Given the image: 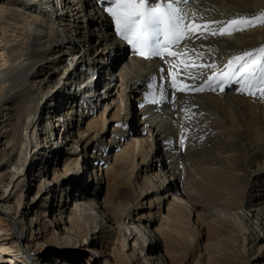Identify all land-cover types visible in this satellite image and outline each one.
<instances>
[{"label":"bare ground","instance_id":"6f19581e","mask_svg":"<svg viewBox=\"0 0 264 264\" xmlns=\"http://www.w3.org/2000/svg\"><path fill=\"white\" fill-rule=\"evenodd\" d=\"M169 4L185 24L264 15V0H147ZM261 46L256 24L142 57L97 0H0V264H264L262 85L180 93L166 74L198 85L181 60L210 76Z\"/></svg>","mask_w":264,"mask_h":264},{"label":"snow or ice","instance_id":"6c2138e0","mask_svg":"<svg viewBox=\"0 0 264 264\" xmlns=\"http://www.w3.org/2000/svg\"><path fill=\"white\" fill-rule=\"evenodd\" d=\"M102 6V11L106 12L111 18L115 26V32L123 40L127 41L138 54L142 57H161L165 54L171 57L178 55H187V51L179 53L171 50L172 45H179L181 41L187 39L192 42L195 39H207L208 36H231L233 33L240 32L246 28L255 26L256 24L264 25V15L255 17V19H229L221 21L218 19L207 20L203 24L190 23L185 24L187 14L181 16L179 10L168 5V11L159 7H148L147 0H97ZM109 6L104 7V3ZM163 25V27H161ZM163 32L164 40L160 41V33ZM187 49V44L184 45ZM196 54L198 59L203 58V53L196 52L195 47L190 49ZM167 62V61H166ZM184 65L185 75L191 80H201L202 83L192 85L177 80V72L171 69L175 65L170 64L167 75L171 76V87L180 93L186 92H203L207 87L211 91H224V86L231 80L237 79L242 83V91L251 92L252 82L255 81L262 85L259 90L261 97H264V46L252 51H243L242 54L234 55L227 60L223 68L212 75L206 76L201 72H194L200 69L212 68L216 65H206L196 63H186L180 61ZM163 73L165 69H160ZM163 78V77H162ZM152 88V85H149ZM163 88L161 87V98H163ZM153 104L159 103V100L152 95L150 101ZM179 144L183 146L184 137H181Z\"/></svg>","mask_w":264,"mask_h":264},{"label":"rangeland","instance_id":"374dc122","mask_svg":"<svg viewBox=\"0 0 264 264\" xmlns=\"http://www.w3.org/2000/svg\"><path fill=\"white\" fill-rule=\"evenodd\" d=\"M68 57V58H67ZM66 62L67 63H70L71 62V58L69 57V56H66ZM117 87H114L113 89H112V93H115L116 91H117V89H116ZM105 93V92H104ZM160 109L161 110H166L167 109V107H160ZM137 128H139L138 127V125L136 124V126H135V129H137ZM56 142H58L60 145L62 144V141L61 140H59V141H56ZM79 151V150H78ZM79 153L81 154V151H79ZM82 170H84L85 169V166L83 167L82 166V168H81ZM80 172H81V170H80ZM86 174H87V172H85ZM87 176V175H86ZM89 177V176H88ZM91 182H93V178L90 176V180H89V183H91ZM78 185H79V183H78ZM95 185V184H94ZM76 187H77V184L75 185V187H73V195H74V197H76L77 196V190H76ZM75 188V189H74ZM53 200V199H52ZM52 200H48L50 203H51V201ZM55 200H53L52 201V203L54 202ZM65 201H67V199H65ZM72 202H74L75 200H71ZM57 203V202H56ZM71 205H72V203H71ZM258 234H259V236H261V237H264V233L262 232V231H260V230H258ZM83 244H86V242H84ZM85 247V246H84ZM84 247H82V250H81V255H84L85 254V248ZM80 249H81V247H80ZM84 249V250H83ZM84 253V254H83ZM101 257V258H100ZM99 258H98V261H99V263L100 264H107L106 262H107V260H106V258L105 257H103V256H100ZM72 263H75V264H77L78 263V261L76 260V261H74V259H72V260H70ZM79 264V263H78Z\"/></svg>","mask_w":264,"mask_h":264},{"label":"built area","instance_id":"2783aa9c","mask_svg":"<svg viewBox=\"0 0 264 264\" xmlns=\"http://www.w3.org/2000/svg\"><path fill=\"white\" fill-rule=\"evenodd\" d=\"M99 72V76H103V71L100 70Z\"/></svg>","mask_w":264,"mask_h":264}]
</instances>
